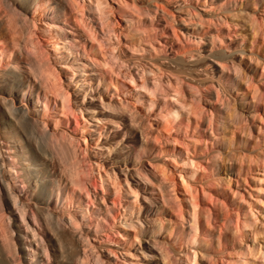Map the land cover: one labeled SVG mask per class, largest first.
<instances>
[{
    "label": "rangeland",
    "instance_id": "1",
    "mask_svg": "<svg viewBox=\"0 0 264 264\" xmlns=\"http://www.w3.org/2000/svg\"><path fill=\"white\" fill-rule=\"evenodd\" d=\"M98 1L0 0L24 27L0 47V259L264 264V0Z\"/></svg>",
    "mask_w": 264,
    "mask_h": 264
},
{
    "label": "bare ground",
    "instance_id": "2",
    "mask_svg": "<svg viewBox=\"0 0 264 264\" xmlns=\"http://www.w3.org/2000/svg\"><path fill=\"white\" fill-rule=\"evenodd\" d=\"M44 1H47V0H44ZM96 1H98V0H96ZM106 2H107V0H106ZM98 7H99V10L100 9H102L101 7H103V9H104V4H105V2L103 1V0H99L98 2ZM1 6H2V4H1V2H0V9H1ZM102 9V10H103ZM98 10V11H99ZM102 10H100V12L102 11ZM105 11V10H104ZM2 13L4 14L3 16H4V19H5V21H4V24H5V22H6V24H5V26H6V28H7V31H8V34H7V36H5V35H3V33H1L0 32V47L2 48V55H4V56H6V58L7 59H9V58H11V56L13 55V53L15 52V50H16V48L19 46V43H20V41H22V38H23V34H24V27L23 26H21L20 24H19V21L17 20V17H16V15L13 13V12H8V11H6V10H3L2 12H0V14L2 15ZM103 13V12H102ZM0 27H2V25L0 26ZM1 31V30H0ZM52 50L53 51H55V53H58L57 55H56V58H58L59 57V60H62V58H61V53H60V50H61V47H60V45L57 43V42H53L52 44ZM0 48V49H1ZM35 48V47H34ZM20 54V53H19ZM1 55V56H2ZM14 58H13V60H12V62L14 63V65H16V66H19V64H20V60H19V57L17 56L16 58H15V56H13ZM12 59V58H11ZM58 60V61H59ZM41 61V60H40ZM41 63H42V61H41ZM40 63V64H41ZM43 63H45V62H43ZM42 63V65H40V72L41 73H39V77H38V74H36L35 73V75H37V76H35V77H38L39 79H40V84H43L44 86H45V84H44V78L46 79V78H48L49 79V77L51 76V75H53L54 76V73L53 74H49V72L50 73H52V71H49V69L48 68H46L45 66H47V65H45V64H43ZM61 67L62 68H67L68 69V66L67 65H65V64H61ZM70 67V66H69ZM73 67L74 66H71L69 69L70 70H72L73 71ZM136 68V67H135ZM31 69V68H30ZM137 69V68H136ZM145 69V68H144ZM51 70V69H50ZM32 71V70H31ZM168 71V70H167ZM148 72V71H147ZM150 73V72H149ZM152 73V72H151ZM140 74V73H139ZM142 74V73H141ZM148 74V73H147ZM41 75V76H40ZM50 75V76H49ZM144 75V74H143ZM47 76V77H46ZM130 76V75H129ZM141 77H142V75H140ZM148 76H149V74H148ZM147 76V77H148ZM42 77V78H41ZM149 78V77H148ZM130 79H131V81L132 82H134L135 81V79L133 78V76L131 75V77H130ZM129 79V80H130ZM142 79H143V85H142V87L141 88H143V90L142 91H144V90H146V91H148V89H150V88H148V87H150V86H148L149 85V83H147V79H145V77L143 78L142 77ZM141 79V80H142ZM43 81V82H42ZM75 81V80H74ZM170 81V80H169ZM153 82V81H152ZM78 82H76V84H77ZM85 83V82H84ZM153 83H155V82H153ZM138 85V84H137ZM140 85V84H139ZM151 85V84H150ZM153 85V84H152ZM156 85V84H155ZM154 85V86H155ZM170 85V84H169ZM42 86V85H41ZM48 86V85H47ZM175 86V85H174ZM178 86V85H177ZM46 87V86H45ZM44 87V88H45ZM155 87H157V86H155ZM172 87V90H177V88L176 87H174L173 88V85L171 86ZM145 88V89H144ZM155 89V88H154ZM153 89V90H154ZM46 90V89H45ZM151 90H152V88H151ZM151 90L149 91V93L151 92ZM174 91V92H175ZM145 92V91H144ZM180 92V91H179ZM82 93V92H81ZM147 94H148V92H146ZM181 93V92H180ZM177 95H179L178 94V92L176 93ZM183 95V94H182ZM62 96H64V95H62ZM85 96L86 95H83L82 94V97H83V99H85ZM139 96V95H138ZM146 96V95H145ZM44 97L45 98H47V92H46V94L44 95ZM64 98V97H63ZM177 101L178 100H176V103L175 104H178L177 103ZM180 105V104H179ZM178 105V106H179ZM187 105V104H186ZM185 104H184V106H186ZM62 107H63V103H62ZM175 107V106H174ZM173 107V108H174ZM180 108L181 107H183V106H179ZM174 108L175 110H170L171 112V114H173V117L174 118H176V117H178V114H180V113H178V111H181V109H185L186 107H184V108ZM177 109V110H176ZM83 108L82 107H79V111L81 112V116H83L82 114H83ZM169 113V114H170ZM170 114V115H171ZM172 116V115H171ZM227 117V116H226ZM221 120H224V119H221ZM18 122L20 123V125H21V130L23 129V130H25L26 131V128H27V124H28V122L27 121H25L24 119H19L18 118ZM134 122V121H133ZM223 123V122H222ZM224 124V123H223ZM130 125V124H129ZM131 126H133L132 125V123H131ZM135 127V126H134ZM132 128V127H131ZM130 128V129H131ZM127 130V129H126ZM129 130V129H128ZM133 130V129H132ZM17 130L15 129V132H16ZM56 133H54L53 134V136L55 135ZM99 134V133H98ZM55 137L56 138H58L57 137V134L55 135ZM48 138V137H47ZM54 138V137H53ZM54 140V139H53ZM56 141V140H55ZM57 142V141H56ZM100 147H104L105 145H99ZM98 146V147H99ZM61 147V146H60ZM61 149V148H60ZM64 149L62 148L61 149V152L60 153H62V151H63ZM64 152V151H63ZM54 166L55 167H62L61 168V171L62 172H67V166H66V164H65V161H64V159H60V161H56L55 163H54ZM99 166V165H98ZM100 168H102L101 167V165H100V167H99V169ZM45 170V169H44ZM43 170V173H45V171ZM99 172L98 173H100V170H98ZM70 173H75V170H70ZM194 173V172H193ZM109 175H111L113 178H116V171H115V169H114V167H111L109 170H106L105 171V175L103 176V175H99V177H100V181H101V186H103L104 187V185H103V183H105L106 184V176L107 177H109ZM193 175V174H192ZM53 179V178H52ZM51 179V180H52ZM49 180V179H48ZM47 181V180H46ZM53 182H55V180L53 179L52 180ZM80 181V180H79ZM49 182V181H48ZM52 184V183H51ZM85 188H86V186H85ZM89 189V188H88ZM45 193V191L42 193L43 194V196L45 195L44 194ZM86 193L90 196V192L89 191H86ZM47 196V195H46ZM3 199V198H2ZM16 200L17 199H15V203H16ZM102 201H103V199H101ZM4 201H5V198H4ZM76 202V204L74 205V206H76L77 208H75V212L77 213V215L76 216H72V215H68L67 216V218H68V221H69V223H70V226L71 227H78V225L79 224H82V225H84L86 228H89V226H90V223H89V218L90 217H88L87 215H86V213L83 211V206H82V204H81V199L79 198V197H77L76 198V200H75ZM74 204V203H73ZM2 207H3V205H2ZM194 207V206H193ZM26 208H27V205H25V203H24V201L22 200V199H20V205L17 207V210L23 215L24 214V212L26 211ZM195 219H196V217L195 216H193ZM8 219H10V217H8V215H7V213L5 212V210L3 209V208H1V206H0V239L2 240V242H4L5 243V247L7 248H5L6 250H8L7 252H9V254H12V244H11V242H10V237H9V232H8V228H7V224L9 223V222H7L8 221ZM91 220V219H90ZM47 222H51L50 220L48 221V220H46ZM7 222V223H6ZM138 222H139V220H138ZM133 225L135 224V223H132ZM133 225H131V226H133ZM135 226V225H134ZM56 235H58V239L59 240H62L63 239V236H66V231L65 230H62V231H59ZM1 242V243H2ZM0 243V244H1ZM3 243V244H4ZM3 244H2V246H3ZM3 246V247H4ZM1 249V248H0ZM4 249V250H5ZM0 252H2L1 250H0ZM34 252V251H33ZM35 254H36V252H34ZM35 254H33V253H30V258H31V260L33 261V259H35V257H36V255ZM0 255H1V253H0ZM191 256H189L190 257V261H193V255L194 254H190ZM77 256V253L76 252H71L70 254H69V259H71V258H74V257H76ZM195 256V255H194ZM85 258H87V257H85ZM72 260V259H71ZM71 260H70V262H71ZM80 260H81V264H89V262H87V259H85L84 260V257H80ZM188 260V259H187ZM6 262V261H5ZM4 261H3V259H0V264H6ZM37 261L36 260H34L32 263L33 264H35ZM72 262H74V261H72ZM101 262H102V259L99 257V255L97 254L96 256H95V259H94V262L93 263H95V264H101ZM8 264V263H7ZM69 264H72V263H69ZM102 264H103V262H102Z\"/></svg>",
    "mask_w": 264,
    "mask_h": 264
}]
</instances>
